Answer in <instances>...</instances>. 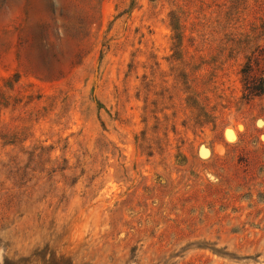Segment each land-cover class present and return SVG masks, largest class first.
I'll list each match as a JSON object with an SVG mask.
<instances>
[{
  "label": "rangeland",
  "instance_id": "374dc122",
  "mask_svg": "<svg viewBox=\"0 0 264 264\" xmlns=\"http://www.w3.org/2000/svg\"><path fill=\"white\" fill-rule=\"evenodd\" d=\"M246 61L264 0H0V264H264Z\"/></svg>",
  "mask_w": 264,
  "mask_h": 264
},
{
  "label": "trees",
  "instance_id": "16d2710c",
  "mask_svg": "<svg viewBox=\"0 0 264 264\" xmlns=\"http://www.w3.org/2000/svg\"><path fill=\"white\" fill-rule=\"evenodd\" d=\"M250 64L249 61H246L244 65L240 68L239 73L241 75L243 90L247 93V95H257L263 92V79L254 78L249 75ZM57 261L58 264H68V259L60 256ZM60 261V262H59Z\"/></svg>",
  "mask_w": 264,
  "mask_h": 264
}]
</instances>
